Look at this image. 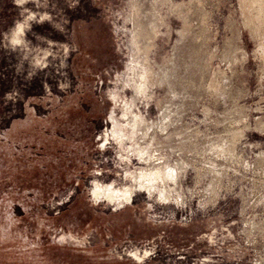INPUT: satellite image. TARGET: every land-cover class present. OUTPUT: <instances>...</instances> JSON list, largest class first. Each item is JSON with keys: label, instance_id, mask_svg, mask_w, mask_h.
Wrapping results in <instances>:
<instances>
[{"label": "rangeland", "instance_id": "1", "mask_svg": "<svg viewBox=\"0 0 264 264\" xmlns=\"http://www.w3.org/2000/svg\"><path fill=\"white\" fill-rule=\"evenodd\" d=\"M0 264H264V0H0Z\"/></svg>", "mask_w": 264, "mask_h": 264}, {"label": "flooded vegetation", "instance_id": "2", "mask_svg": "<svg viewBox=\"0 0 264 264\" xmlns=\"http://www.w3.org/2000/svg\"><path fill=\"white\" fill-rule=\"evenodd\" d=\"M94 190H95V195H96V196L101 195V194L104 193V191H102V189H100L99 187H95ZM106 191H107V196H108V198L113 199V196H112L111 190L108 189V190H106ZM123 196L127 197V196H128V192H125V194H124Z\"/></svg>", "mask_w": 264, "mask_h": 264}, {"label": "bare ground", "instance_id": "3", "mask_svg": "<svg viewBox=\"0 0 264 264\" xmlns=\"http://www.w3.org/2000/svg\"><path fill=\"white\" fill-rule=\"evenodd\" d=\"M145 182H146V181H145ZM151 188H152V187H151ZM147 190H148V193H149V192H150V189L148 188ZM161 196H162V195H161ZM161 196H160V197H161ZM162 197H163V196H162ZM162 197H161V198H162ZM164 197H165V196H164ZM166 198H167V196H166Z\"/></svg>", "mask_w": 264, "mask_h": 264}]
</instances>
